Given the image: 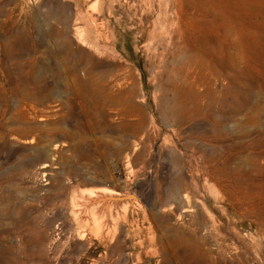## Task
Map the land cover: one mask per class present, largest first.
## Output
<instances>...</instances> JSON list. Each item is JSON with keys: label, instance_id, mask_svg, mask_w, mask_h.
<instances>
[{"label": "rangeland", "instance_id": "obj_1", "mask_svg": "<svg viewBox=\"0 0 264 264\" xmlns=\"http://www.w3.org/2000/svg\"><path fill=\"white\" fill-rule=\"evenodd\" d=\"M0 264H264V0H0Z\"/></svg>", "mask_w": 264, "mask_h": 264}, {"label": "water", "instance_id": "obj_2", "mask_svg": "<svg viewBox=\"0 0 264 264\" xmlns=\"http://www.w3.org/2000/svg\"><path fill=\"white\" fill-rule=\"evenodd\" d=\"M136 199V195L134 194H128V195H125V196H115V195H112V196H107V200L109 202H114V203H118L122 200H134Z\"/></svg>", "mask_w": 264, "mask_h": 264}, {"label": "bare ground", "instance_id": "obj_3", "mask_svg": "<svg viewBox=\"0 0 264 264\" xmlns=\"http://www.w3.org/2000/svg\"><path fill=\"white\" fill-rule=\"evenodd\" d=\"M112 196L111 194H109V193H104L103 192V196H102V201H103V205H102V207H105L106 209H107V204L109 203V201L107 200V196ZM90 201H92V200H89V202L88 203H91ZM95 201V200H94ZM133 200H129V202H132ZM93 202V201H92ZM114 203V202H113ZM132 207L133 206H130V209L132 210ZM124 208H127V207H124ZM128 210H129V207H128ZM102 211H105L104 209L102 210ZM106 213H108V209H107V211H105ZM85 213V212H84ZM85 215V214H84ZM87 215V214H86ZM106 216V215H105Z\"/></svg>", "mask_w": 264, "mask_h": 264}]
</instances>
